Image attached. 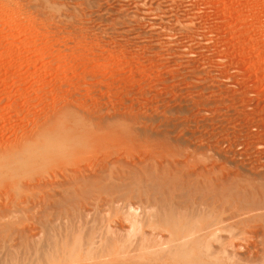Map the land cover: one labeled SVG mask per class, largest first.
I'll use <instances>...</instances> for the list:
<instances>
[{
	"label": "rangeland",
	"instance_id": "374dc122",
	"mask_svg": "<svg viewBox=\"0 0 264 264\" xmlns=\"http://www.w3.org/2000/svg\"><path fill=\"white\" fill-rule=\"evenodd\" d=\"M157 259L264 264V0H0V264Z\"/></svg>",
	"mask_w": 264,
	"mask_h": 264
},
{
	"label": "bare ground",
	"instance_id": "6f19581e",
	"mask_svg": "<svg viewBox=\"0 0 264 264\" xmlns=\"http://www.w3.org/2000/svg\"><path fill=\"white\" fill-rule=\"evenodd\" d=\"M198 237H200V235H199ZM198 237H197V238H198ZM194 238L196 239V237H194ZM194 238L192 239V241L194 240ZM200 239H201V237L199 238V240H200ZM199 240H198V241H199ZM196 242H197V241H196ZM196 242H194V243L196 244ZM178 253L180 254V251H179ZM178 253H176V254L178 255ZM164 256L167 257L166 255H164ZM162 257H163V256H162ZM165 257H164V258H165ZM158 259H159V257H158ZM158 259H157V262H158ZM166 259H167V258H166ZM168 259H169V258H168ZM168 259H167V260H168ZM154 260H156V259H154ZM162 260H164V259H162ZM159 261H160V260H159ZM165 261H166V260H165ZM160 262H163V261H160ZM160 262H158L157 264H162V263H160ZM164 263H165V262H164ZM164 263H163V264H164ZM153 264H156V263L153 262ZM179 264H180V263H179Z\"/></svg>",
	"mask_w": 264,
	"mask_h": 264
}]
</instances>
